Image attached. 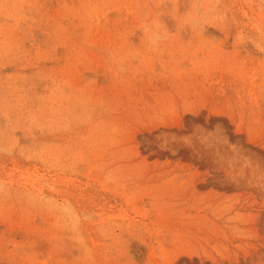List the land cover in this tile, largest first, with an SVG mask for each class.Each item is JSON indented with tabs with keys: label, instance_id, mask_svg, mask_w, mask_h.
I'll list each match as a JSON object with an SVG mask.
<instances>
[{
	"label": "rangeland",
	"instance_id": "1",
	"mask_svg": "<svg viewBox=\"0 0 264 264\" xmlns=\"http://www.w3.org/2000/svg\"><path fill=\"white\" fill-rule=\"evenodd\" d=\"M0 264H264V0H0Z\"/></svg>",
	"mask_w": 264,
	"mask_h": 264
}]
</instances>
